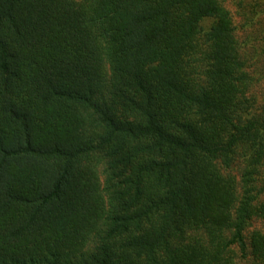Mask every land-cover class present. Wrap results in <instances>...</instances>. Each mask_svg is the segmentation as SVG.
I'll return each instance as SVG.
<instances>
[{
    "label": "trees",
    "instance_id": "obj_1",
    "mask_svg": "<svg viewBox=\"0 0 264 264\" xmlns=\"http://www.w3.org/2000/svg\"><path fill=\"white\" fill-rule=\"evenodd\" d=\"M237 29L221 0H0V264H264Z\"/></svg>",
    "mask_w": 264,
    "mask_h": 264
},
{
    "label": "rangeland",
    "instance_id": "obj_2",
    "mask_svg": "<svg viewBox=\"0 0 264 264\" xmlns=\"http://www.w3.org/2000/svg\"><path fill=\"white\" fill-rule=\"evenodd\" d=\"M222 3L230 10L232 17L237 26V34L240 42L244 49L248 50V70L253 78L256 79V84H254V91L258 93L259 98L264 100V46L261 41L264 40V30L257 27L256 31L252 29L242 28L241 24L244 23L245 17L242 13L240 7H247L252 5L251 2L254 1L258 3L259 8H264V0H221ZM244 1V5L243 4ZM262 60V61H261ZM237 178L239 175L237 174ZM262 231L264 232V226L262 225Z\"/></svg>",
    "mask_w": 264,
    "mask_h": 264
}]
</instances>
